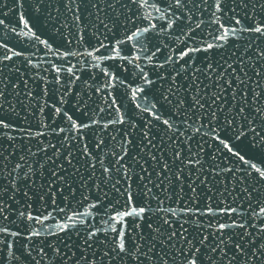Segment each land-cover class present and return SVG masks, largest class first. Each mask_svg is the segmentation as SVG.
I'll return each mask as SVG.
<instances>
[{"label":"snow or ice","instance_id":"snow-or-ice-1","mask_svg":"<svg viewBox=\"0 0 264 264\" xmlns=\"http://www.w3.org/2000/svg\"><path fill=\"white\" fill-rule=\"evenodd\" d=\"M39 2L43 3L44 0ZM161 2L164 3L163 8L158 6ZM232 2L235 7L231 11L235 13L239 7L245 11L246 16L252 17L251 23L242 25L241 19L234 16V23L226 26L222 22L225 0H65L64 6L73 13L75 21H80L81 12H85L94 16L98 22L95 25L97 31L101 27L106 32L118 33L121 28L125 30L123 37L107 46L114 54L106 57L108 59H128L127 56H121V43H130L133 49L143 53L148 60L162 48H167L163 61L158 60L151 66L153 71L156 68L164 69V72L157 73L163 82L158 88L162 90L151 98L148 95L138 96L145 93L146 87L152 88L154 81L144 72V67L135 65L139 68L144 84L132 88L131 95L141 101L135 104L139 110L137 115L144 113L151 122L146 119L137 132L129 131L121 135L120 151H113L111 156L115 159L110 158L108 163L100 154L90 152L83 141L87 134L85 129L105 131L116 125H126L133 129L136 127L131 118L125 120L114 99L109 104L115 113L113 119L90 118V122H77L67 112H63L67 127L58 125L52 128L49 124L41 123L35 131L30 128L17 130L10 119L0 116V134L8 135L3 132L6 129L20 131L23 133L19 137L21 141H35V151L29 147L11 169L2 163L7 158L0 153V174H4L3 179L7 182V185L0 182V219H7L4 215L6 206L10 207V200L16 201L18 192L22 193L28 208H31V204L27 201L33 196L54 205L57 193L67 192L75 198L78 188L88 189L91 182L92 188L101 191L102 185L110 186L124 197V201L118 207L105 205L103 223L107 227L100 229L94 228L86 219L94 217L92 211L73 209L72 214L68 215L64 208L59 209L65 212L66 221L58 226L60 231L67 232L78 225L84 226L85 235L80 247L85 251L92 250L91 256L82 251L73 260V264H80L81 260L84 264H264V192L260 190L264 188V18L257 20L255 15L257 7L264 10V0ZM145 9L161 13L159 17L152 18L161 21L159 27L152 23L151 12L144 14ZM56 10L59 11L58 8ZM205 15L209 19L205 20ZM136 16L148 23L127 30V24L134 23L133 17ZM20 19L23 21V16ZM3 24L4 21L0 20V25ZM213 24L216 27L208 31L205 25ZM24 27L31 31L27 21H24ZM150 32L151 37L148 35ZM32 34L41 44L48 45L47 40ZM157 37H162L167 43L162 45ZM78 38L82 39L83 33H78ZM154 40L156 42L152 49H148L147 44ZM238 41L244 43L236 50ZM177 44L182 46L177 48ZM100 46L104 47L102 41ZM0 48L13 52L7 44H0ZM95 50L99 51V48ZM7 52L0 54V64H3L0 74L4 67H9L4 62L13 60V56ZM23 55V52H14L16 57ZM63 55L66 59L75 53L64 52ZM87 55L93 56L94 52L89 51ZM133 59L139 60L140 56ZM52 70L59 74L65 69L53 65ZM66 71L71 73L72 68L68 67ZM104 75L108 77L106 87H111L117 80L107 70ZM54 79L60 83L58 76ZM24 83L26 85L27 81ZM165 83L169 85L166 89ZM9 87L15 88L18 85H9L6 79L0 78V111H15V105L8 100L5 91ZM16 95L19 96V93ZM25 95L31 94L26 92ZM6 103L9 105L7 109L4 107ZM54 110L55 113L62 111L60 107ZM155 129L163 133L159 141L154 135L150 136V132ZM53 135L57 137V143L51 141ZM135 135L140 136L138 144L134 141ZM128 136H133V140H129ZM40 137L47 139L48 143L45 144ZM8 139L16 140L17 137L8 136ZM194 141L199 147H194ZM210 142L216 145L217 151L224 154L220 163L228 159L233 166L225 164L220 168L217 163L210 166L207 175H204L202 149L205 143ZM103 144V139H99L95 148L102 152ZM129 144L139 148V151L129 155ZM45 171L48 173L47 178L43 183H36ZM237 171L242 172L238 179L235 176ZM221 173H233L230 179L237 180L242 186L239 191L248 200L251 212L241 213V206H233V201L223 207L222 201L215 207L208 203L204 208L186 204L179 210L171 207L164 209L160 206L164 199L170 197L161 198L153 191L156 188L167 192L173 181L183 189L187 181V187L193 193L190 199L195 200L199 196L196 189L210 183V177H218ZM133 178L141 182L137 187L142 186L144 191L135 195H142L143 201L134 199ZM20 183L23 187L18 186ZM32 184L36 187L33 188ZM74 185H78V188ZM235 191L237 189L234 186L231 189L225 188L228 196ZM80 195L87 200L85 191H80ZM253 199L256 201L255 206L252 205ZM153 200L158 201L155 208L151 204ZM87 208L96 209L95 215L100 214V207L95 201L87 205ZM44 212H47L46 207ZM153 212L164 213L157 217L160 222L155 227L152 223H146L145 227L149 230L147 234L139 231L141 221H145ZM18 216L28 226L26 239L39 238L48 216L43 213L33 215L31 211L23 210L18 211ZM169 216L174 219H169ZM203 216L215 219V227L212 219L208 224L201 225L200 217ZM218 217L230 219L221 222ZM189 223L197 228L195 233L185 227ZM36 224L41 227L36 228ZM237 229L241 231L237 232ZM205 230H209L207 235L204 234ZM48 232L56 234L51 229ZM20 235L19 231L0 225V244H4L10 251L12 244L3 237ZM50 243L53 256H59L61 264L73 259L75 253L68 254L64 252L63 246L55 247L54 242ZM97 244L102 245L101 251L96 250ZM39 254H44L43 248L39 249Z\"/></svg>","mask_w":264,"mask_h":264},{"label":"water","instance_id":"water-1","mask_svg":"<svg viewBox=\"0 0 264 264\" xmlns=\"http://www.w3.org/2000/svg\"><path fill=\"white\" fill-rule=\"evenodd\" d=\"M65 0H44L40 3L39 0H0V20L4 21L3 25H0V44H7L9 48L13 49V52H7L6 49L0 48V54L7 52L8 55L13 56V60L4 62L9 67H4L3 73L0 74V78H4L8 81L9 85L13 83L18 87H9L5 91L8 93V100L15 105L14 112L0 111V116L10 119L13 127L17 130L30 128L32 131L39 129L41 123L49 124L52 128H56L58 125L61 127H67L68 122L63 116V112H67L69 115L76 119L77 122L85 121L90 122V118L110 120L115 117V113L109 108V104L114 99L115 105L119 106L121 114L124 115L126 121L131 118L136 127L129 128L126 125H116L108 128L105 131H93L85 129L84 143L88 145V150L93 154H100L105 163H108L109 159H115L111 156L113 151L119 152L121 145L119 143L121 135L126 134L129 131L133 133L139 130L144 120L151 119L146 114L138 113V109L135 108L136 103L141 101L134 98L131 95L132 88L142 86L144 84L141 79L139 68L135 65L144 67V72L147 73L150 79L154 81L152 88H145V93H140L138 96L148 95L151 98L154 94H157L158 86L163 83L157 73L164 72L162 68H156L152 70L151 66L158 60L163 61L167 48H162L157 52L151 60L145 59L143 53L133 49L131 44L121 43L119 45L121 49V56H127L128 59H108L106 57L114 55L109 45L115 43L119 38L124 36L125 30L121 28L118 33L106 32L102 27L97 31L94 16L90 13L81 12V20L75 21L73 19V13L68 11L65 6ZM22 5V6H21ZM159 7L163 8L164 3L161 2ZM225 11L223 13L224 19L222 22L228 26L233 24V17L241 19L242 25H247L252 22L251 16H246L245 11H242L239 7L236 8V12L233 13L231 9L235 7L232 0H225L223 5ZM39 8V11L36 9ZM59 9L57 11L56 9ZM210 11V10H209ZM151 12V17H159L161 13L156 12L154 9H145L144 14L147 15ZM103 15V13L101 14ZM197 15H200L197 13ZM256 19L260 20L264 18V10L257 7ZM23 16L24 20L21 21L20 17ZM134 23L127 24V30H131L136 26H143L148 23L147 20H142L140 16L133 17ZM205 20L209 19L207 15ZM24 21H27L31 28L24 27ZM152 23L159 27L161 21L158 19H152ZM208 31L216 25H205ZM239 27V26H237ZM15 29V31H13ZM32 33L39 36L41 40H47L48 45L41 44L35 39ZM78 33H83V38H78ZM150 37L152 33L148 34ZM167 35V33H165ZM162 45L167 43L162 37L156 38ZM103 42L104 47L100 46V42ZM147 44L148 49H152L153 43ZM232 43V41H229ZM244 41L236 42V50H239V45ZM177 48L182 46L177 44ZM99 48V51L95 49ZM15 51L23 52L21 57L14 56ZM89 51L94 52L93 56H88ZM229 51H232L230 49ZM64 52H72L75 55H69L64 58ZM83 53V54H82ZM139 55L140 59L135 60L133 57ZM96 57H104L102 59H96ZM31 61V63H29ZM35 65V67H33ZM53 65L60 67L63 66L64 71L57 74L52 70ZM3 67V64H0ZM68 67L72 68V72L66 71ZM105 70L112 73L117 77V80L113 82L111 87H106L105 82L108 77L104 75ZM166 75V73H165ZM60 83H56L54 77H57ZM79 79H76V77ZM24 81H27L25 85ZM179 83V79L177 80ZM169 85L164 84L166 89ZM19 93V96L16 93ZM28 92L31 95L26 96ZM183 95V93H181ZM62 101V102H61ZM5 109L9 107L6 103ZM55 107L61 108V113H55ZM159 107V105H158ZM100 109H103L101 112ZM86 113V114H85ZM166 115V113H165ZM48 131L47 129H43ZM8 135L0 134V153L7 159L2 163L7 164V168L11 169L17 162L20 156L27 153L28 148L32 147L35 151V141L24 140L21 141L19 137L23 135L20 131L3 130ZM63 135V134H61ZM154 135L155 139L159 141L160 133L158 129L150 132V136ZM8 136L17 137L16 140L8 139ZM114 137V139H113ZM51 141L57 143V137L51 136ZM129 140H133V136L127 137ZM45 144L48 140L44 137ZM99 139H103L104 144L100 149H96L95 145ZM134 141L136 144L140 141V136L135 135ZM194 147H199L195 145ZM107 145V147H105ZM129 155H133L134 151H139V148H134L133 144L128 145ZM63 151V149H61ZM11 153L12 155H9ZM224 154L216 150L214 143H205L202 149L203 163L205 167L204 175H207V169L217 163L220 164V168H223L225 164L232 167V162L228 159H224L223 163H220V158ZM36 159V158H32ZM127 159V157H125ZM233 160L235 157L232 158ZM23 164L24 161H21ZM131 163V161H129ZM79 166V165H78ZM148 167V165H145ZM239 167V165H237ZM246 167V166H245ZM24 169L22 168L21 171ZM83 171V169H82ZM6 174V173H5ZM87 173H85L86 175ZM242 172H235L237 179L241 176ZM233 173H221L220 176L212 178L210 177V183L197 188L196 192L199 194L197 199L191 200L193 196L190 188L187 187V181L183 186V189L179 185H176L173 181L168 186L167 192H161L159 189L153 188L154 192H157L161 198L168 196L169 199H164V203L161 208H176L179 210L182 206L193 204L199 208H204L206 204L211 203L213 207L217 203L221 204V207L225 206L227 202L233 201V206L240 205L239 211L241 213L251 212L248 200L243 198V194L240 193L241 185L237 183V180L230 179ZM4 174H0V182L7 185V182L3 179ZM48 173L45 171L36 183H43L47 178ZM99 176V173H97ZM10 179V177H9ZM35 179V178H34ZM123 183V182H122ZM167 183V182H166ZM134 193V199L143 201L142 195L136 196L137 193H142L143 187H137L141 182L133 178L132 180ZM19 187H23V184H18ZM33 188L35 184L31 185ZM235 187L237 191L233 192L231 196H228L225 192V188L231 189ZM78 188V185H74ZM149 187H152L149 185ZM259 187V186H257ZM101 190L92 188L91 182H89L88 189H79L76 192L75 198L68 195L67 192L57 193L55 197V204H48L43 201H39L36 197H32L27 203L31 204V208L26 207L25 198L22 193H16V201H9V206H6L4 213L7 219H0V225L7 226L12 231H19L20 236L17 237H3L6 242L12 244L11 251L4 245L0 244V264H61L59 256H53V248L50 242H54L55 247L64 248V252L68 254L75 253L72 260H66V264H73V260L80 256L82 251L85 255H92V250L85 251L80 247L83 244L84 239V226L78 225L77 228H70L67 232H61L59 225L66 223L64 216L65 212L68 215L72 214L73 209H80L81 211H92L94 217L86 218L88 223L94 228L100 229L107 227L103 223V209L105 205L119 206L124 201V197L120 196L110 186H101ZM27 190V189H25ZM264 192V188L260 189ZM80 191H85L87 200H84L80 195ZM105 193L107 195H105ZM220 193H224L222 196ZM31 196L32 193L29 192ZM240 196L239 199L237 197ZM227 197V200H225ZM95 201L100 207V214L95 215L96 209L87 208L91 202ZM83 203L84 207H82ZM158 203L157 200L151 201L153 208ZM256 201L252 200V205L255 206ZM47 208V212H44V208ZM64 208L65 212H60L59 209ZM31 211L33 215L43 213L48 216L45 228L41 230L39 238L33 237L32 240L26 239L29 234L27 231L28 226L18 216V211ZM259 209L257 208V211ZM163 212H153L146 217L145 221H141V228L139 231H143L145 234L149 231L146 227V223H152L153 227L160 221L158 216H163ZM236 214L234 213L233 216ZM169 219H174L169 216ZM183 219V218H182ZM212 219L213 227H215V219L203 216L200 217V224L206 225L209 220ZM223 222L224 219H230L228 217H218ZM34 223V222H33ZM179 225L177 224V227ZM36 228H40L39 224L35 225ZM186 228L190 232L195 233L197 228L193 225L186 224ZM48 229H51L56 234H49ZM210 230V229H209ZM209 230H205L204 234L207 235ZM241 231L240 229L236 230ZM187 234V233H186ZM211 239V237H210ZM97 251L102 250V245L97 244ZM44 249V254H39V249ZM29 252L31 255H29ZM63 255V253H61ZM80 264H84V261H80ZM226 264V262H225Z\"/></svg>","mask_w":264,"mask_h":264}]
</instances>
